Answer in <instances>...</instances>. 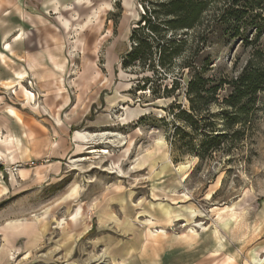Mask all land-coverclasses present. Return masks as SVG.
I'll list each match as a JSON object with an SVG mask.
<instances>
[{"label":"rangeland","instance_id":"obj_1","mask_svg":"<svg viewBox=\"0 0 264 264\" xmlns=\"http://www.w3.org/2000/svg\"><path fill=\"white\" fill-rule=\"evenodd\" d=\"M142 13V0H0V264H264V94L231 149L199 159L197 134L186 153L169 111L189 109L186 75L155 100L121 68ZM200 57L230 79L247 55Z\"/></svg>","mask_w":264,"mask_h":264},{"label":"trees","instance_id":"obj_2","mask_svg":"<svg viewBox=\"0 0 264 264\" xmlns=\"http://www.w3.org/2000/svg\"><path fill=\"white\" fill-rule=\"evenodd\" d=\"M142 9L121 68L139 69L142 84L137 91H148L155 100L180 94V80L186 75L189 109L180 105L169 109L178 110L171 115L173 144L194 154L191 137L200 134V153H195L199 159L227 152L264 94V0H142ZM188 43L191 49L186 52ZM218 44H236L247 55L235 77L205 75L212 67L210 59H201L200 54ZM172 77L168 89L164 84ZM154 79L158 85L149 86ZM225 88L228 93L220 99ZM213 105L220 109L212 112ZM185 129L190 130V143L183 145Z\"/></svg>","mask_w":264,"mask_h":264},{"label":"crops","instance_id":"obj_3","mask_svg":"<svg viewBox=\"0 0 264 264\" xmlns=\"http://www.w3.org/2000/svg\"><path fill=\"white\" fill-rule=\"evenodd\" d=\"M20 28L21 27H19L18 28V32H19V30H20ZM22 29V28H21ZM23 30V29H22ZM14 32H16V31H14ZM11 35H12V33L10 32V36L9 37H11ZM8 37V38H9ZM8 38H6L5 40V43H6V47H5V52H9V53H11V56H12V48H11V45L8 43ZM15 41H18L17 39H15ZM0 58L2 59V60H4L5 59V56H3L2 54H0ZM12 63H14V62H12ZM13 65H15V64H13ZM17 66V65H16ZM22 70H25L22 66H21V68L19 69V68H12L11 67V69H10V72H11V74L15 77L14 79H12L7 85H5V89H11V88H13L14 86H15V81H16V79H17V74L19 73V72H21ZM26 71V70H25ZM27 72V71H26ZM27 74H28V72H27ZM28 76V75H27ZM3 155V157H5V155L4 154H2Z\"/></svg>","mask_w":264,"mask_h":264},{"label":"bare ground","instance_id":"obj_4","mask_svg":"<svg viewBox=\"0 0 264 264\" xmlns=\"http://www.w3.org/2000/svg\"><path fill=\"white\" fill-rule=\"evenodd\" d=\"M60 11V10H59ZM19 32H20V35L16 38L18 41H21L22 40V36L24 35L23 34V30L20 28V30H19ZM10 36V33H8V34H6L4 37H3V40H5L6 38H8ZM27 72L25 71V70H22L21 72H19L18 74H17V79H16V81H15V85H17L18 83H24V79H26L27 78ZM11 111V110H10ZM11 113L13 114V112L11 111ZM91 139H93V138H91ZM90 140V139H89ZM3 154V153H2ZM1 159V158H0ZM161 207V206H160ZM167 214L169 213L168 211L166 212ZM175 217V216H174ZM179 217V216H178ZM197 218V217H196ZM171 221V220H170ZM168 222V221H167ZM154 227V226H153ZM203 228V227H202ZM161 231V230H160ZM211 231V230H210ZM150 232V231H149ZM156 232V231H155ZM214 232V231H213ZM29 233H32V231L31 232H29ZM208 233V232H207ZM32 234H35L34 232L32 233ZM154 234V233H153ZM153 234H151V235H153ZM157 235V234H156ZM161 235V234H160ZM153 237V236H152ZM216 238V237H215ZM221 239V238H220ZM220 239H216V244L217 245H219L220 247L222 246V243H221V240ZM213 245H215L214 243H213ZM215 248V247H214ZM223 248V247H222ZM215 251V250H214Z\"/></svg>","mask_w":264,"mask_h":264}]
</instances>
